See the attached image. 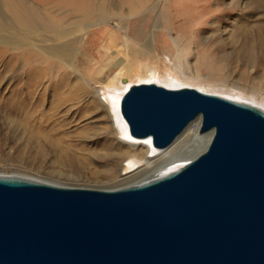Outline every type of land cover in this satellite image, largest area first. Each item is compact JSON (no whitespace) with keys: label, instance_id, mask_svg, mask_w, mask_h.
Segmentation results:
<instances>
[{"label":"water","instance_id":"water-1","mask_svg":"<svg viewBox=\"0 0 264 264\" xmlns=\"http://www.w3.org/2000/svg\"><path fill=\"white\" fill-rule=\"evenodd\" d=\"M120 114L157 149L197 118L211 139L180 170L117 190L0 177V264H264V112L139 84Z\"/></svg>","mask_w":264,"mask_h":264},{"label":"rangeland","instance_id":"rangeland-1","mask_svg":"<svg viewBox=\"0 0 264 264\" xmlns=\"http://www.w3.org/2000/svg\"><path fill=\"white\" fill-rule=\"evenodd\" d=\"M24 1L32 3L34 0ZM73 1L83 3L76 8ZM90 1L92 4L88 5ZM153 5V16L159 27L151 29V23L146 20L142 29L157 46L170 48L167 51L172 59L165 58L164 53L151 51L138 56V63L148 64L161 74L181 75L183 70L186 76L197 75L199 82H191L189 86L198 91L205 89L209 94L230 99L241 95L244 99L240 101L250 97L264 100V73L252 68L245 70L240 59L233 62L223 58L246 44L257 45L264 41V0H72L58 7L61 8L59 13H68L70 21L79 20L85 12L91 11L97 15L96 19L101 18L107 24L104 30L94 32L95 41L90 49L100 65H107L111 59L105 62V55L97 51L99 42L110 32L116 31L112 58L119 57L116 51L120 48L144 51L125 30L133 20L127 17L134 13V17L142 18ZM115 24L124 30H116ZM22 36L19 32V38ZM184 46L188 54L177 55L175 50ZM11 55L9 52L0 60L3 76L0 83V177L99 190H117L154 179L156 172L149 171L141 177L124 180L122 175L128 171L125 170L129 167L127 162L121 164L123 167L116 176L108 173L112 165L108 155L115 149L118 137L124 138L116 117L111 126L119 135L113 136L104 115L94 111L93 91L113 115L109 108L111 100L102 95L103 89L98 84L87 79V90L79 99L74 96L73 89L70 92L61 89V95L55 97L53 92L59 90L54 85L58 73L42 75L39 66H26L20 59L9 66L7 61ZM208 56L209 68L206 67ZM94 59L90 64H94ZM243 71L244 78L241 77ZM33 73L45 77L33 85L30 77ZM196 121L200 123V118L188 127L194 126ZM199 149L193 151L197 153ZM139 165L138 170L146 167V163Z\"/></svg>","mask_w":264,"mask_h":264},{"label":"bare ground","instance_id":"bare-ground-1","mask_svg":"<svg viewBox=\"0 0 264 264\" xmlns=\"http://www.w3.org/2000/svg\"><path fill=\"white\" fill-rule=\"evenodd\" d=\"M63 1L65 0H34L32 3H27L24 0H0V60L10 52L12 55L7 61L9 66H12L13 62L20 59L26 66H33L34 68L39 66L41 73H43L42 75L44 73L49 74V72L58 73L59 78L56 76L57 81H55L54 85L59 90L57 89L53 92L55 97L61 95V89H65L67 92L73 89L76 99L81 98V95L85 94L87 90V79L98 84L103 89L102 95L104 97L108 96L111 100L109 108L113 111V115L108 113V108L103 105L95 91L92 94L90 93L95 105L94 111L104 115L109 130L114 134L113 136L119 135V132L115 131L111 126L113 117H116L120 126V135L124 138V140H121L118 137L115 149L113 148L114 150L112 149L113 151L108 155L112 159L110 160L112 165H109L110 167L107 169L108 173L116 176L119 168L123 167L121 166L123 162H127L129 165L125 169L128 171L122 175L125 176L124 180L141 177L149 171L156 172L154 175L155 179L183 168L206 147L211 139L212 132L204 135L198 133L200 123L196 121V124L192 127H187L171 146L165 149H157L152 146L150 138L137 139L131 137L127 124L120 114L122 96L129 87L134 86L137 82L141 81L138 85L155 84L167 89L177 90L193 88L189 86V83L199 82L200 80L197 75L186 76L187 74L183 70L181 75L172 72H162L161 74L149 67L148 64L138 63V56L140 57L142 54L151 51L164 53L165 58L172 59L167 51L168 47L157 46L154 39L150 35L145 34L144 29H142V23L146 20L151 23V29L156 30L159 27L157 19L154 18L152 12L155 5L151 9L146 10L142 18L134 17V13L127 17L129 20H133L129 21L125 30L129 31L131 36L133 35L134 40L139 42L144 51L140 52L129 47L126 51L120 48L116 51L119 57L112 58L111 47L116 36V31H113L99 42L101 45L97 52L105 55V62L111 59L107 65H100L99 60H96L97 58L94 59V54L90 53V49L93 41H95L94 32L97 33L104 30L107 28V24L102 22L101 18L96 19L97 15L91 11L85 12V15L79 20L70 21L67 18L68 13H59L61 8L58 6L71 3L72 0L68 1V3H63ZM80 3L83 2L73 1V6L78 8L81 6ZM90 4H92V1L88 5ZM55 8L56 10H53ZM114 28L116 30L118 28L123 29L122 26L117 24L114 25ZM19 32L23 35L22 38H19ZM174 42L173 45L177 46ZM250 44H246L244 48L241 47L238 51H231L228 56L223 58L226 60L228 58V60L233 62L240 59L245 70L252 68L257 72L264 73V41L259 42L257 45ZM176 50L175 53L177 55L188 54L185 46ZM209 57L206 60L207 68L211 66ZM92 59H94V64H90ZM184 67L187 69V64L184 63ZM244 72L241 73L242 78L245 77ZM42 75L31 74L33 85L42 81L45 77ZM94 75L95 79H92ZM2 79L3 76L0 74V83ZM200 92L209 94V91L205 89H200ZM219 97L235 103L253 106L264 112L263 99L258 100L250 97L248 100H244L247 102H244L240 101L244 99L241 95H237V98L232 99L223 96ZM199 146H201L200 149L198 148ZM195 149H199L197 153L193 151ZM140 163H146V167L138 170L141 167ZM144 182L146 181L141 183Z\"/></svg>","mask_w":264,"mask_h":264}]
</instances>
